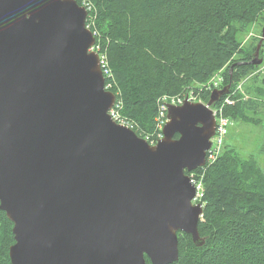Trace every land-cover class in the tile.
Returning a JSON list of instances; mask_svg holds the SVG:
<instances>
[{
    "label": "water",
    "instance_id": "water-1",
    "mask_svg": "<svg viewBox=\"0 0 264 264\" xmlns=\"http://www.w3.org/2000/svg\"><path fill=\"white\" fill-rule=\"evenodd\" d=\"M87 11L75 0H0V211L10 264H173L197 247L201 204L186 173L205 165L206 104L168 106L150 146L114 123ZM264 23L251 61L262 63Z\"/></svg>",
    "mask_w": 264,
    "mask_h": 264
},
{
    "label": "trees",
    "instance_id": "trees-1",
    "mask_svg": "<svg viewBox=\"0 0 264 264\" xmlns=\"http://www.w3.org/2000/svg\"><path fill=\"white\" fill-rule=\"evenodd\" d=\"M87 1L92 8L86 26L106 58L121 115L138 137L152 133L160 97L193 92L207 102L210 93L200 91L222 71L221 88L230 83L232 91L246 79V99L224 115L261 127L264 139V70L247 64L261 35L247 45L238 39L253 24L262 29L264 0ZM192 174L202 186L197 228L204 245L178 233L173 264H264V171L256 160L224 144L212 165ZM11 230L0 211V264H10Z\"/></svg>",
    "mask_w": 264,
    "mask_h": 264
},
{
    "label": "built area",
    "instance_id": "built-area-1",
    "mask_svg": "<svg viewBox=\"0 0 264 264\" xmlns=\"http://www.w3.org/2000/svg\"><path fill=\"white\" fill-rule=\"evenodd\" d=\"M79 6L85 8L87 11V18H89V14L91 12V4L87 0H81ZM89 29V26H86ZM90 30V29H89ZM95 37L96 34L92 32ZM96 42V41H95ZM90 51L96 52L99 56L100 61V69L104 78V90L107 92H111L115 96V101L112 108L108 111V115L110 119L120 125L134 132V125L122 117L121 109L122 104L118 99V96L113 91L114 84L112 82V75L108 68V64L104 54L100 52V48L98 45H95L90 49ZM264 70V65H262L258 72H262ZM223 83V77L221 72L217 73L202 89L200 92L205 91L211 93L215 89H219ZM243 82L235 85L233 92L229 95H226L219 103H217L211 110L216 120L215 134L210 139V149L206 152V165L210 166L213 164L219 157L223 146L224 140L228 134V127L232 126L231 120L224 115V110L228 107H232L235 104V96L238 93H242ZM184 101L188 102H201L199 98V93L194 94L193 92H183L179 95L175 96H162L157 101V116L154 120L153 131L149 135H145L144 141L148 143L150 146H154L160 139H162V130L165 124L168 122L167 119V110L168 106H181ZM190 183L195 187L196 195L193 202H200L202 197V186L199 181H197L195 174H190Z\"/></svg>",
    "mask_w": 264,
    "mask_h": 264
},
{
    "label": "rangeland",
    "instance_id": "rangeland-1",
    "mask_svg": "<svg viewBox=\"0 0 264 264\" xmlns=\"http://www.w3.org/2000/svg\"><path fill=\"white\" fill-rule=\"evenodd\" d=\"M259 35H261V26L258 23L257 25L253 24L245 35L240 34L238 39L243 41V45H247L253 38L258 37ZM261 56L264 60V46L262 48ZM244 85L245 84H243V86ZM233 90H230V92H233ZM223 98H221L220 101ZM236 98L240 100L246 99L244 92L241 94L239 93V95L237 94ZM262 134L261 127L232 122V126L228 127V135L224 140V144L233 149V151L243 159L249 157L254 158L264 171V139ZM196 203L197 202L194 204Z\"/></svg>",
    "mask_w": 264,
    "mask_h": 264
},
{
    "label": "bare ground",
    "instance_id": "bare-ground-1",
    "mask_svg": "<svg viewBox=\"0 0 264 264\" xmlns=\"http://www.w3.org/2000/svg\"><path fill=\"white\" fill-rule=\"evenodd\" d=\"M96 41V40H95ZM231 90V89H230ZM232 92H230L229 94H231ZM228 94V95H229ZM238 95H239V93H238ZM240 99H238V98H236V96H235V103H237L238 101H239ZM212 165V164H211ZM205 167H207V165H206V158H205V165L202 167V168H205ZM202 168H198V169H202ZM199 204H201L200 202H198Z\"/></svg>",
    "mask_w": 264,
    "mask_h": 264
}]
</instances>
